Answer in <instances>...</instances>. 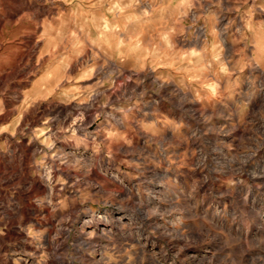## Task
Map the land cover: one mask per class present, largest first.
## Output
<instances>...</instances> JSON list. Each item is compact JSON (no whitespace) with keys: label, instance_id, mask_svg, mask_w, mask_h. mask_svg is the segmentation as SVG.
Wrapping results in <instances>:
<instances>
[{"label":"rangeland","instance_id":"obj_1","mask_svg":"<svg viewBox=\"0 0 264 264\" xmlns=\"http://www.w3.org/2000/svg\"><path fill=\"white\" fill-rule=\"evenodd\" d=\"M0 5V264H264V0Z\"/></svg>","mask_w":264,"mask_h":264},{"label":"bare ground","instance_id":"obj_2","mask_svg":"<svg viewBox=\"0 0 264 264\" xmlns=\"http://www.w3.org/2000/svg\"><path fill=\"white\" fill-rule=\"evenodd\" d=\"M3 2V1H2ZM4 3V2H3ZM36 3V2H35ZM12 4V3H11ZM2 5V4H1ZM0 5V6H1ZM15 5V4H14ZM19 5H20V3H19ZM22 5V4H21ZM7 6V5H6ZM4 8H6V7H4ZM15 8V7H14ZM20 9V8H19ZM36 9V8H35ZM6 10V9H5ZM8 10V9H7ZM32 12H33V10H32ZM35 12V11H34ZM15 13L16 12H8V15H9V19L11 20L14 16H15ZM34 17V16H33ZM7 17L5 16V15H3V16H0V25L1 24H3L4 22H6L7 20ZM15 18H13V20H14ZM40 20V19H39ZM38 21V20H37ZM15 23V22H14ZM34 36V35H33ZM4 38V37H3ZM29 38V37H28ZM33 38V37H32ZM37 43V42H36ZM58 107V106H57ZM61 109V108H60ZM51 112V111H50ZM11 113V112H10ZM51 114V113H50ZM39 117V116H38ZM38 119V118H37ZM34 120V119H33ZM36 122V121H35ZM33 128V127H32ZM43 129V128H42ZM44 136V138L45 137H50L52 134L48 131V130H46V131H43L42 132V134H40V136ZM23 141V140H22ZM31 141V140H30ZM36 141L37 140H35V144L33 143V145H31V146H25V149L27 150V152L29 151H31V150H34V151H36V150H38L39 149V144L38 143H36ZM15 143V142H14ZM23 143V142H22ZM21 142H17L16 143V145L17 146H19L21 149H22V146H24L23 144H22ZM2 150V149H1ZM3 152V151H2ZM56 152V151H55ZM6 153V152H5ZM2 154V153H1ZM7 155V154H6ZM3 159H4V157H3ZM0 162H1V160H0ZM1 164V163H0ZM4 166V165H3ZM53 173V172H52ZM34 207V206H33ZM35 208H37V207H35ZM34 208V209H35ZM28 212V211H27ZM29 216V215H28ZM25 219H28V217L25 215ZM24 219V220H25ZM23 220V219H22ZM21 220V221H22ZM37 221V220H36ZM50 221V220H49ZM17 235V234H16ZM21 235V233H19V236ZM22 237V236H21ZM20 240V239H19ZM48 240V239H47ZM95 241V240H94ZM48 242V241H47ZM82 242H83V240H82ZM55 247V246H54ZM53 262V261H52Z\"/></svg>","mask_w":264,"mask_h":264}]
</instances>
